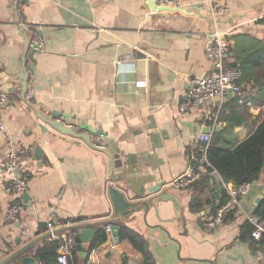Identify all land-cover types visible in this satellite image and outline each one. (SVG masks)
Listing matches in <instances>:
<instances>
[{"label":"crops","instance_id":"0c3cea01","mask_svg":"<svg viewBox=\"0 0 264 264\" xmlns=\"http://www.w3.org/2000/svg\"><path fill=\"white\" fill-rule=\"evenodd\" d=\"M220 6L229 13L215 18ZM216 26L229 31V65L241 67L253 48L264 47V0H182L174 11H157L150 0H0V90L12 96L1 113L0 262L35 240L5 264L36 257L35 249L51 238L47 222L54 218L92 222L95 238L115 217L108 194L113 185L149 202L116 224L141 233L157 264H264L246 216L255 214L264 196V169L217 229H208L205 217L227 198L218 180H211L198 210L192 208L194 186H170L195 158L199 134L226 127L216 121L213 102L183 110L192 79L213 69L206 48ZM37 37L43 51L32 49ZM254 70L241 82L250 104L236 101L248 121L226 137L243 141L262 121L264 66ZM230 99L237 98L230 95L223 111ZM51 119L90 135L106 151L58 131ZM18 148L28 151L22 170L29 185L14 194L6 190V159ZM160 195L170 199L158 200ZM13 201L22 206L20 222L6 218ZM77 231L87 264L144 262L142 252L112 232L90 249Z\"/></svg>","mask_w":264,"mask_h":264},{"label":"built area","instance_id":"2783aa9c","mask_svg":"<svg viewBox=\"0 0 264 264\" xmlns=\"http://www.w3.org/2000/svg\"><path fill=\"white\" fill-rule=\"evenodd\" d=\"M182 0H157L158 7L179 8ZM229 13V8L220 6L214 11L215 18ZM229 31H222L217 26L211 33V41L206 48V55L213 63L212 71L203 76L195 77L191 81L183 110L192 109L198 105L213 102L216 104V121L223 111L224 105L230 97V91L234 92L240 104H250L244 99L245 90L240 83L242 78V69L240 65H229L232 61L231 46L228 40ZM34 51L44 50V41L41 37L34 39L32 43ZM12 103V96L4 90H0V130H5L1 113ZM212 131H203L199 134L200 144L196 156L187 167V170L181 175L171 180L170 186L175 188H191L197 181L204 176H210L218 180L227 193L228 199L217 211L208 214L205 217V224L208 229H217L225 221L227 213L233 209L241 207V199L247 196L252 188L251 182L241 184L225 180L221 174L212 166L208 159V149L213 139ZM28 151L24 148L12 149L6 159V170L9 175V185L6 190L9 193L21 194L26 191L29 182L27 176L23 173L22 167L26 162ZM22 216V206L19 202L13 201L10 205L6 218L12 222H20ZM247 219L253 226L252 236L260 245L259 258L264 262V217L257 214H246ZM72 221L62 222L57 218L47 222V230L51 233V238H58L59 233L55 230L70 226ZM104 229L107 233L112 232L111 225L106 224ZM78 231L70 230L62 235V241L58 249V261L60 264H68L73 251L79 246ZM37 252L35 249L34 253Z\"/></svg>","mask_w":264,"mask_h":264},{"label":"trees","instance_id":"16d2710c","mask_svg":"<svg viewBox=\"0 0 264 264\" xmlns=\"http://www.w3.org/2000/svg\"><path fill=\"white\" fill-rule=\"evenodd\" d=\"M261 46V45H259ZM264 47H255L252 49V55L247 56L248 59H242L241 69L242 78L241 82L249 79V74L256 71H251L256 67H263V59L260 60ZM237 99H230V109H225L219 119L226 122V127L223 131L215 130L212 142L208 149V159L212 166L221 174V176L228 181H232L237 184L256 181L261 172L264 169V102L262 110V121L254 132L250 134L245 140L241 141L235 136L233 138L226 137L225 133H229L234 130L236 126L242 125L248 121V116L241 110H237ZM264 101V100H263ZM230 135V134H228ZM212 178L210 176H204L197 181L193 186L195 189V195L192 203V208L200 209L202 207L203 198L205 192L210 188ZM192 186V187H193ZM200 189V190H199ZM220 206L213 207V212L217 211ZM255 214L264 217V196L257 206ZM249 223V222H248ZM249 226L251 224L249 223ZM62 235L59 234L58 238H50L44 241L43 245L37 248L36 258L38 264H60L58 261V249L62 241ZM108 239V234L103 228H100L90 244V249H93ZM121 240H129L133 246L142 252L144 257L143 264H157L154 255L149 249L148 243L145 237L134 229H130L125 225H122L120 231ZM79 246L73 251L72 257H70L68 264H87V259L80 257V251L83 250L81 238L78 237ZM124 264H127L125 261Z\"/></svg>","mask_w":264,"mask_h":264},{"label":"water","instance_id":"95a60500","mask_svg":"<svg viewBox=\"0 0 264 264\" xmlns=\"http://www.w3.org/2000/svg\"><path fill=\"white\" fill-rule=\"evenodd\" d=\"M150 1L153 3V6L155 7V9L157 11H166V10L174 11V10L178 9V8H171V7H158L157 3H155L154 0H150ZM29 76H30L29 72L26 71L24 74V83H23V88H24V92H23L24 95L23 96L24 97L26 96V94L28 93V90H29V86H28ZM230 95L234 96V92L230 91ZM48 122L50 125H52L58 131L70 133L71 135L76 136V137H82L86 140V142L90 146L106 151L104 146L94 144L91 140L90 135H88V134L86 135L84 133H78L72 127L64 124L62 121L57 120V119H51ZM97 136H98V138L103 139V138H105L104 137L105 133L103 131H98ZM105 141H108V140L105 138ZM108 194H109V197H110L112 204H113L115 217L108 219L106 223H111L110 225H111V229H112V234L115 236L116 239H119L121 227L118 224H116V222L119 220L129 221V218L133 214H135L136 212L139 211L140 206L141 207L142 206L149 207V202L140 201V199L129 198L126 195V193H124L122 190H120L119 188H117L113 185H111L109 187ZM168 199H170V197H168L167 195H160V197L158 198V200H168ZM261 199H262V197H259L256 202L259 204ZM152 202L158 203L155 200ZM93 224L94 223H92V222H84V223L74 224V225H70V226H64V227H60V228L56 229L55 233H61L64 231L80 230L81 229L80 234L82 237V241L86 242V243H92L93 239H94V234L96 232L95 229H93V227H92ZM47 235H51V233L48 232ZM35 241L31 242L27 246L22 247L21 249H19L15 253L11 254L6 259L1 261L0 264H5L7 261L12 259L13 257L24 253ZM84 254L87 256L86 252H84ZM22 260H23V264H38V260L36 259L35 256H25V257H23ZM193 260H195V259H193ZM205 263L215 264L212 260H208Z\"/></svg>","mask_w":264,"mask_h":264}]
</instances>
